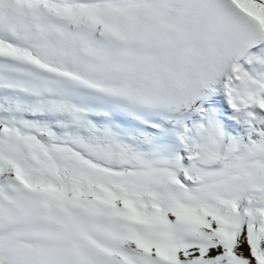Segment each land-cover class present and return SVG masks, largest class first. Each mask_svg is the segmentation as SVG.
Instances as JSON below:
<instances>
[{
  "label": "snow or ice",
  "instance_id": "snow-or-ice-1",
  "mask_svg": "<svg viewBox=\"0 0 264 264\" xmlns=\"http://www.w3.org/2000/svg\"><path fill=\"white\" fill-rule=\"evenodd\" d=\"M0 264H264V0H0Z\"/></svg>",
  "mask_w": 264,
  "mask_h": 264
}]
</instances>
